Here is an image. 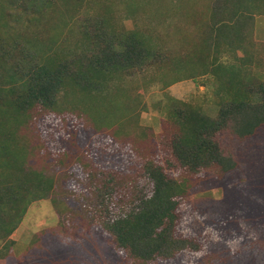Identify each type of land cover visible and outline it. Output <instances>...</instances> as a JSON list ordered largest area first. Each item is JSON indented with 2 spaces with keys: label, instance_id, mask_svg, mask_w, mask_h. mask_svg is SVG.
Segmentation results:
<instances>
[{
  "label": "rangeland",
  "instance_id": "374dc122",
  "mask_svg": "<svg viewBox=\"0 0 264 264\" xmlns=\"http://www.w3.org/2000/svg\"><path fill=\"white\" fill-rule=\"evenodd\" d=\"M30 1L0 0L5 47L19 41L43 57L78 51L83 29L99 23L114 37L146 40L152 51L129 68L77 61L53 107L31 109L18 130L27 143L25 165L50 176L54 186L28 203L7 239L0 237V264H264V180L256 176L264 165V124L243 140L229 128L219 134L238 160L231 180L171 168L190 185L178 232L200 249L138 263L103 225L121 175V183L134 184V195L138 185L147 187L142 163L167 158L178 111L195 107L215 117L231 99L224 88L233 85L234 67L242 79L264 78V13L245 15L241 47L218 30L221 21L230 25L223 0ZM8 69L0 64V86Z\"/></svg>",
  "mask_w": 264,
  "mask_h": 264
},
{
  "label": "trees",
  "instance_id": "16d2710c",
  "mask_svg": "<svg viewBox=\"0 0 264 264\" xmlns=\"http://www.w3.org/2000/svg\"><path fill=\"white\" fill-rule=\"evenodd\" d=\"M222 4L231 27L221 21L218 30H222L224 38L240 42L242 44L237 46L243 47L245 15L252 9L264 13V2L223 0ZM0 17L1 32L4 14ZM98 26L99 23H95L83 29L84 46L78 51L50 57L32 53L27 46H20L19 41L8 42L5 47L0 35V47L4 49H0V64L9 68L7 81L0 86L2 239H7L17 227L28 203L48 195L54 186L50 176L25 165L27 143L20 139L18 130L29 123L31 109L36 105L53 107L56 93L66 79L71 80L73 64L77 61H86L96 69L129 68L148 58L152 51L146 40L114 37ZM233 69L232 74L229 71V82L233 85L224 88L231 99L220 104L215 117L195 107L176 113L177 124L168 139L167 158L159 160L157 155L142 163L140 175L147 187L138 185L139 190L133 195L129 189L134 184L132 181L127 185L121 183L126 174L121 175L115 200L108 205L110 219L103 225L132 260L144 263L170 258L181 251L200 249L196 240L178 232L179 208L190 185L188 180L176 178L171 168L179 166L190 174L210 170L219 177L232 179L238 160L220 141L219 134L229 128L236 138L243 140L252 137L264 124V78L258 81L242 79L239 69ZM250 173L255 174L253 170ZM256 176L264 180V165ZM108 200L109 197L105 199L106 203Z\"/></svg>",
  "mask_w": 264,
  "mask_h": 264
}]
</instances>
